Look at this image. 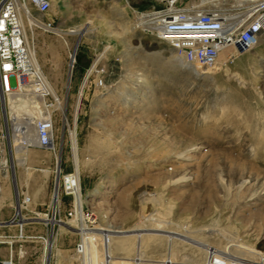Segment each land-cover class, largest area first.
I'll return each instance as SVG.
<instances>
[{
	"label": "rangeland",
	"instance_id": "obj_1",
	"mask_svg": "<svg viewBox=\"0 0 264 264\" xmlns=\"http://www.w3.org/2000/svg\"><path fill=\"white\" fill-rule=\"evenodd\" d=\"M189 2L199 1L184 0ZM27 5L35 18L53 22L54 29L35 26L25 10L29 40L45 77L63 99L64 111H55L57 153L31 145L23 165L12 115L27 114L13 110L0 94V150L5 169L13 178L14 165L16 176L10 188L0 186V217L8 221L14 216L18 194L30 196L19 217L26 233L48 238L49 264H80L78 224H67L71 198L56 202L53 197L61 174L74 171L78 157L83 205L95 214L97 226L118 235L116 230L135 232L130 229L151 215L173 221L167 230L176 231L174 237L150 241L145 250L138 245L127 254L118 253L124 257L117 264H134L139 257L144 264H171L176 255L188 256L185 264L201 263L206 251L178 238L182 231L177 228L184 226L211 250L235 247L218 232L229 229L256 251L253 257L237 254L231 260L264 264V38L254 48L236 42L220 57L225 68L210 69L205 77L179 66L166 41L136 25L141 13L162 7V0H51L46 13ZM74 28L83 33L71 34ZM54 53L67 65L58 87L40 61ZM98 60L94 76L103 74L106 86L102 93L93 83L88 86L75 127L78 90L86 72L82 74V65L88 68ZM22 79L29 82L27 76ZM4 233L16 234L18 227L0 226ZM14 249L25 252L24 257L16 253L18 262L35 263L43 257L44 244L30 238L16 242ZM101 256H90L87 264H99ZM0 257L9 258L7 244L0 243Z\"/></svg>",
	"mask_w": 264,
	"mask_h": 264
},
{
	"label": "built area",
	"instance_id": "obj_2",
	"mask_svg": "<svg viewBox=\"0 0 264 264\" xmlns=\"http://www.w3.org/2000/svg\"><path fill=\"white\" fill-rule=\"evenodd\" d=\"M198 1V3L185 4L184 0H162V7L140 14L149 24L159 27L149 30L169 44L176 63L182 68L193 72L213 69L212 67L218 64L222 53L234 43L240 41L246 47L254 48L264 38V0ZM27 3L41 13H46L51 8V0H0V89L4 97L19 90L24 76L37 85L36 92L39 96L46 98L44 103L46 109L37 119L36 145L56 152L55 111L62 109L60 106L63 105V99L59 92L55 94L48 89L46 81L36 72V46L28 39L24 23L27 16L24 7ZM30 15L36 22L35 26L54 29L52 21L39 20L32 13ZM95 61L86 68L81 80L78 94H81L82 98L92 83L100 93L106 86L103 74L94 76L99 60ZM45 78L48 81L47 77ZM80 183L75 170L61 174V180L55 188L53 197L56 195V199L54 198L56 202L61 201L63 196L71 198L72 203L67 212V218L73 224H78L80 239L76 245V254L84 256L88 239L92 238L106 247L111 243L112 237L110 229L97 226L95 214L78 201ZM30 201V196L18 194L14 216L3 222V226L16 225L18 233L0 234V243L9 246V258L0 257L1 264H49L48 252H46L48 238L44 235L27 234L25 221L19 219L22 216V210L28 207ZM60 221L62 220L57 222ZM69 221L67 224L72 226ZM30 238L42 240L43 257L35 263L18 262L15 259L17 252H15L14 244ZM17 255L24 257L25 252L21 249ZM134 264H141V260L136 258ZM205 264H237V262L223 260L220 254L212 252L209 253Z\"/></svg>",
	"mask_w": 264,
	"mask_h": 264
},
{
	"label": "bare ground",
	"instance_id": "obj_3",
	"mask_svg": "<svg viewBox=\"0 0 264 264\" xmlns=\"http://www.w3.org/2000/svg\"><path fill=\"white\" fill-rule=\"evenodd\" d=\"M115 1L118 3V0H115ZM26 9L28 12V16L30 18L31 12H30L29 7L27 5L24 7V11ZM125 9H126V7L124 6L123 10H125ZM25 14H26V11H25ZM26 20L28 22L27 16H26ZM32 22H33V20H32ZM24 23H25V19H24ZM136 25L146 26L150 29L159 28L158 26H154L153 24H149V22H147V20H145V18H143V17H139V20L136 21ZM125 27H126V25H125ZM69 32L71 34H79V35L83 33L78 28L71 29V30H69ZM28 39H29V37H28ZM234 45H236V43H234L232 46H234ZM75 61H76V53H74L72 55L71 68H73V64L75 63ZM218 64L221 65L223 63L218 62ZM223 65L224 66L215 65L212 68H214V69L217 68V70H220V69L225 68V64H223ZM35 68H36V72L40 75V77L46 81V87L48 89H52L50 82L47 81L45 78V73H44L42 66H41V64L37 58V50H36V55H35ZM72 70L73 69H71V74H72ZM212 72L213 71L208 69L206 71L196 72V74L199 76H205L206 77L208 73H212ZM36 91H37V85L36 84L31 83L30 80H29V82H25L21 79L20 89L17 91H13L12 93L8 94L5 97L7 99V100L6 99L5 100L9 103L10 107H12L13 110H15V111L20 110L19 108H21V109H24L26 111V114H27L26 116H21L18 113H14L12 115L13 131H14L13 132L14 133L13 138H14L15 144H17L16 151L17 152L21 151L24 153L23 157L19 159L20 163L23 165H25L27 162L26 161L27 160L26 153H27V150L29 149V146L36 145V143H37V136H36L37 119L45 112V109H46V107L44 105L46 99H43L42 102L37 101V98H39L40 96L37 95L38 93ZM55 94H58V93H55ZM81 99H82V95L79 94V98H78V101L76 104L75 116H74V120H73L75 127L77 126L78 108H79ZM6 101H5V104H6ZM31 104H33V108L31 107ZM60 108H62L64 111L63 106H60ZM37 113L39 115H37ZM65 118H66V123L68 125H70L68 117L66 116ZM71 135H72L73 144H74L73 149H74V152L76 155L78 152V149H79V144H78V139H77V129L74 128V130H71ZM56 159L58 162V171H59L61 158L59 157V155H57ZM75 172L77 174V177L80 179V164L78 161V157L76 158V162H75ZM78 188H80L79 195H78V201L83 205L81 183H80V187H78ZM54 198L56 199V195ZM44 215L46 216L47 214L45 213ZM55 221H56L55 218H51V222L55 223ZM69 222L72 223V221H69ZM172 222L173 221L164 220L160 217H155L153 215H151L149 217H145L140 223H138L136 226H134V228L130 229V232L135 231L133 233H130V234L125 233L127 229L126 230H119V231L116 230V232L117 233L119 232L120 234H118V235L111 234L112 241L106 247L100 245V243H98L97 241L94 242V240L92 238H90L87 240V249H86L87 251H86L85 255L84 256L78 255V258L80 260V264L81 263L87 264L90 256L92 257V255L98 254V253H100L102 255L101 256L102 260L100 259L99 264H117L116 260H119V259H121V257H124L121 255L119 256L118 253L127 254L133 247H137L138 245L141 246V249L144 248V250H145L146 249L145 247L147 246V244L150 241H155V242L158 241V242L162 243V241H166L168 239L170 240L172 237L175 236L174 233H176V231L167 230V228L172 225ZM154 224L157 227L155 229H154V227H152V225L154 226ZM183 228L184 229H181V227L177 228V230L182 231V233L180 234V236H178V238H180L181 240H183L185 242L191 243L195 246L201 247V249L206 251L205 252L206 256H205L204 260L201 263H197V264H205V262L207 261V258L209 256V253H212V252L220 254L223 260H228V259L231 260V257H233L234 255H235L234 257L236 258L237 254H241L243 256L247 255L248 257L249 256L253 257L254 253H256V251L254 249H252L251 245H249L244 240H241L240 238L235 236L233 233L230 232L229 229H228V231L223 230V229H222L223 231L218 230V232L220 234H222L225 238H227L231 242H233V244L235 245L236 248L233 246V248L223 247L221 249L215 248V249L211 250L210 247L209 248L207 247L208 243H206L205 240L197 239V237L195 236L196 234L195 235L192 234L193 232L188 230V228L186 226H184ZM155 230H157L159 232H157ZM211 230L215 231V230H217V228H212ZM116 237H119V239H116ZM241 245H243V247H240ZM50 248H51V243L49 242L46 246V252H48L50 250ZM173 249H174V246L172 247V250ZM114 251L117 252L116 254H118V255H116L114 253ZM242 258H244V257H242ZM139 259L141 260V264H144L143 257H139ZM186 259H190V258L188 256H183V257H180V259H179L178 256L176 255V258L172 259L171 264H185V263H187ZM197 261H199V260L197 259ZM192 264H196V262L194 263V261H193ZM237 264H244V263L243 262H237Z\"/></svg>",
	"mask_w": 264,
	"mask_h": 264
},
{
	"label": "crops",
	"instance_id": "obj_4",
	"mask_svg": "<svg viewBox=\"0 0 264 264\" xmlns=\"http://www.w3.org/2000/svg\"><path fill=\"white\" fill-rule=\"evenodd\" d=\"M120 1L121 0H118V4L120 3ZM58 2L60 4H62L64 2H68V0H58ZM40 61L43 65L44 69L46 70V72L51 77L53 83H55L56 86L58 87L60 85V83L62 82L61 80H62V76H63V71L67 67L63 58L59 57L56 53H54L51 58L44 56L40 59ZM86 68H87V66L82 65V71H83L82 74L85 72ZM52 88L55 90L53 85H52ZM1 151L2 150H0V186H3L5 189H8L11 186L13 178H12V174L7 172V170L5 169V165H4L5 160H4V156L1 153ZM10 158H11V160H13L12 157H10ZM43 216H45V215H43ZM45 219L48 222H51V219L49 217H45ZM5 220H6L5 217H3V216L0 217V226H3V222H5Z\"/></svg>",
	"mask_w": 264,
	"mask_h": 264
},
{
	"label": "water",
	"instance_id": "obj_5",
	"mask_svg": "<svg viewBox=\"0 0 264 264\" xmlns=\"http://www.w3.org/2000/svg\"><path fill=\"white\" fill-rule=\"evenodd\" d=\"M0 94H1V96H3V92L1 89H0ZM3 112H4V115L6 116V104H5V102H3ZM12 167H13V178L15 180L16 176H15L14 165H12ZM0 264H1V261H0Z\"/></svg>",
	"mask_w": 264,
	"mask_h": 264
}]
</instances>
